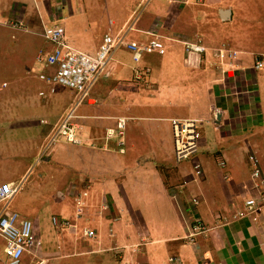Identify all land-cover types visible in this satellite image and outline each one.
<instances>
[{"label":"crops","instance_id":"1","mask_svg":"<svg viewBox=\"0 0 264 264\" xmlns=\"http://www.w3.org/2000/svg\"><path fill=\"white\" fill-rule=\"evenodd\" d=\"M54 1H40V22L44 27L59 22L67 42L76 50L94 54L105 34L124 33L128 42L146 43L152 38L147 34L151 31L163 42L165 53L144 54L136 63L126 48L114 52L90 88L92 103L84 101L78 105L75 123L79 144L59 141L61 144L46 148L48 136L78 98L77 91L61 89V94L54 98L55 86L53 93L51 85L36 74L39 83L35 81L34 91L29 88L24 93L29 101L26 113L19 111L18 106H8L6 100L13 97L0 96L5 106L0 111V137L6 136L8 141L30 138L28 143L42 149L40 159L45 164H58L55 175H48L49 171L44 169L37 177L42 184L52 175L53 185H57L54 202L46 197L40 199L53 208L50 215L28 206L38 205L32 202L21 201L20 207L15 206L17 203L13 206L20 219L33 223L34 246L24 252L21 264H119L125 256V261L133 263L131 253L138 241L102 246L104 233L108 227L111 239L118 238V232H124L127 225L126 220L122 222L124 215H134L136 204L146 205L145 197L150 204V199L156 197L173 207L170 212L156 203L159 206L153 212L159 217L153 216L161 223L156 222L158 234L154 242L161 246L150 255L146 253L147 264H165L163 256L180 257L181 264H264V207L254 214L237 216L240 211L245 213V201L256 194L250 173L252 165L247 169L244 159L250 164V155L258 158L264 175V74L260 78L254 69L255 60H263L264 54L237 50L224 39L215 45L206 44L201 29L204 21L208 25L234 21V14L239 13L234 6H240L242 1L112 0L113 12L100 0ZM70 2L75 6L74 12L61 9L63 4L70 6ZM261 3L264 6L263 0ZM76 4L82 7L80 11ZM14 5L26 8L24 3ZM9 7V0H0V21L18 22L17 27L29 24L34 29L35 17H23V12ZM223 10L228 12L222 18ZM87 12L88 27L78 25ZM104 13L107 25L103 30ZM210 31L219 35L216 30ZM185 41L199 42L208 51L199 60L188 63ZM52 47L39 50L50 51ZM221 48L236 54L219 58L213 50ZM33 69L37 70L35 63ZM38 111L39 120L34 122L31 119L38 117ZM119 117L127 118L124 135L106 139V130ZM173 117L204 122L202 134L208 136H203L194 158L203 171L199 177L191 170L193 161L180 164L174 159L169 122ZM120 141L123 153L119 152ZM19 179L14 175L0 180V185ZM194 198L197 204H193ZM147 216L146 212L144 224L152 232L154 219ZM52 217L69 225L59 228ZM195 219L204 222L208 230L196 236L203 240L204 247L199 239L195 244L180 242L185 241L188 222ZM83 227L92 230L94 236L80 235ZM177 234L180 236L176 237ZM1 238L0 264H7L6 241ZM150 242L141 241L137 252L145 250V244ZM184 244L190 245L193 256ZM93 255L98 262H91Z\"/></svg>","mask_w":264,"mask_h":264},{"label":"rangeland","instance_id":"2","mask_svg":"<svg viewBox=\"0 0 264 264\" xmlns=\"http://www.w3.org/2000/svg\"><path fill=\"white\" fill-rule=\"evenodd\" d=\"M9 1L11 2V7L9 8L14 9V11L16 12L17 11L23 12V17H26V18L28 17L32 19L35 17L37 19L35 20L36 25L33 26L34 29H32V27L29 24L23 25L22 27L19 25L17 27V25H11V23H9L10 21H6V22L0 21V96H3L5 98L13 97V99L6 100V103L8 104V106L9 107L18 106L17 109H19V111H21L22 113H26L27 105H28L27 102L29 101L27 100V96L24 95V93L29 88L32 91H34V87L36 86L35 81L39 83V80L36 77H34L37 74V70L33 69L35 55L39 51L40 47L48 48L51 46V44L42 36V33L44 31V25L42 22H40L41 19L39 18V15H38L39 14V3L42 0H9ZM52 1H53L52 3L55 2L54 0ZM100 1H102V4L104 6H108L107 9H109V12L110 11L113 12L112 0H100ZM238 1H242V4L240 6H236V5L234 6V10L237 7L239 10V13L234 14V17L236 19L232 22H228V24H224L221 21H218L219 23H213V24L208 25V22L204 21V26L201 29L202 31H204L205 35H203V39L202 38L201 39L203 40L204 43L208 44L209 42L212 45H215L218 42H222V40L224 39L225 41H229L230 44L237 50L243 51L245 49V50L256 52L259 54H264V6L261 3V0H237V2ZM17 2L24 3L26 7L24 8L25 10L23 9V7L21 8L19 6L18 7L15 6L14 4ZM71 2H74V0H71ZM71 2H70V6L68 7L65 4H63L61 9L66 8L67 11L74 12L75 6L73 5V3L71 5ZM189 7L194 8V6H189ZM76 9L80 11L82 7L79 4H76ZM88 14L89 12H87L84 15V19L82 20V22L80 21L78 25L88 27V23H89ZM102 22H104L102 25L104 26L103 28L104 30L107 25L106 13H104ZM13 24H19V23L15 22ZM56 24L60 25L59 22H57ZM210 30L218 31L219 35L213 34L212 31ZM231 33L233 35H231ZM256 71H257L256 75H259V77L261 78V75L264 74V68L256 70ZM55 88H56V92L54 93L55 95L54 98L58 97L59 94H61V91H60L61 89L62 90H65V88L72 89V88L62 86V85H56ZM91 90H90V96H91ZM34 99L36 98L34 97L33 100ZM1 101H2V97H0V111L2 112V108L5 109V106L4 104L1 103ZM39 114L40 113L38 111V113L35 114L38 117H32L31 120L34 122H38L39 117H40ZM23 119L24 118H22V120ZM196 120H197L198 132H199L198 142L200 146L203 140V136L207 138L208 133L202 134L203 129L205 127L204 122L202 123L201 120H198V119ZM17 121H19V118H17ZM13 122L16 123L14 118H13ZM29 140L30 138L29 139L22 138L18 141L13 140V139L11 141H8L6 140V136L0 137V180L16 175V176H19L20 179L17 182L20 183L21 185L19 192L15 195V197L9 203L7 211H13V206L15 205V203H17L15 206L20 207V205L18 204L21 201H25V203L32 202L33 204H38V205H28V206H31V207L33 206L40 213H43V214L47 213V215H50V211L53 208H51V206L48 205L46 202L41 203L40 199L41 197H46L48 201L54 202L53 195L57 188V185H53L52 175L50 178H47L42 184L38 182L37 177L39 176L40 171L44 169L46 171H49L48 175H50L51 172L53 175H55L54 170H57L58 164H55L54 161L51 162L50 164L51 166H49L48 164H45V162L40 159L41 151L39 150H42V149H39V147L37 148L33 147L34 143H28ZM55 144L58 145V144H61V142L60 143L57 142ZM63 144L65 143L63 142ZM192 160L193 159L186 160V161H183L182 163L190 164ZM244 162L246 163L247 169L249 168L250 165H252L251 161H250V164H248L249 161L247 158L244 159ZM191 170L192 172H194L193 166H191ZM17 198H19L18 202H17ZM144 199H145L144 203L146 205L136 204V206L134 207V210H135L134 215L132 216L128 215L126 212V215H124L125 219L122 222L126 220L125 224L127 225L123 227L125 228L124 232L122 231L118 232V238H115V239L112 238L113 240L111 239L108 233V227L106 228L107 232L105 231L104 233L106 234V238H105L104 245L102 246H108V247L116 246V245L124 246L125 244H131L132 242H136V241H138L139 244H141V241L143 242L153 241V242H150L149 244L146 243L145 250L142 251L140 249L139 252H137L136 247L140 245L139 244L135 245L134 247L135 249L131 253V257L133 261L132 264H147L146 255L152 254V252L155 250L154 248L158 250V248L161 246V244H155L154 242L156 235L158 234L157 233L158 227H157L156 222H160L159 219H157L159 216L156 214V212L155 213L153 212V210L157 208V206H159V204H156L157 201L158 203H161L164 207H166L170 212H172L173 210L172 209L173 207L171 205L162 201L163 199L156 200V197H153L150 199L151 204L148 202V199H146V197ZM173 201L176 202L174 198H173ZM146 212L148 214L147 217H149L150 220L154 219L153 214L157 217L154 219V222H153L154 225L152 227L153 229L152 232L148 231V229L146 228L144 224V222L146 223V219H144L145 218L144 214ZM173 220L174 219H171V221ZM148 222L149 221H147V224ZM105 225L107 226V224ZM150 225L151 224L149 223L148 226ZM47 226L50 227L51 223L48 224ZM86 227H83L80 230V235H82L83 237L86 236L84 232V228ZM174 228H177V227L175 226ZM184 232H186V234L184 233L185 235L183 237L185 241H180V242H183L186 244L194 242L195 244L196 240L199 239L196 237L199 234H196L192 240L188 241L187 233L189 234L193 232L191 222H188V225L184 229ZM207 232L208 230L206 231V233ZM136 234L137 236H134ZM177 236H180V234H177L176 237ZM1 240L2 238L0 237V245L2 243ZM199 240L202 243V246L204 247L203 240L201 239ZM184 246L185 248L188 249L187 251L189 252L190 256H193V254H191L192 251L190 249V245L184 244ZM96 247L99 248L100 246L97 245ZM172 251L178 252V249H173ZM108 255L111 258L110 251ZM96 258L98 257L96 255H93V257L91 258V262H94V261L98 262ZM148 258L150 259L153 257L148 256ZM162 258H165V260H167L165 264H172V263H169L171 261L170 256L169 257L163 256ZM126 259L128 258L125 256L122 261H119L120 262L119 264H123V262ZM181 260L182 259L179 257L178 262L180 264H181ZM192 263L194 264V262Z\"/></svg>","mask_w":264,"mask_h":264},{"label":"built area","instance_id":"3","mask_svg":"<svg viewBox=\"0 0 264 264\" xmlns=\"http://www.w3.org/2000/svg\"><path fill=\"white\" fill-rule=\"evenodd\" d=\"M185 0L184 2H187ZM202 2V0H194ZM16 25V24H11ZM158 25H154L156 28ZM152 38L146 43L128 42L124 33L117 35L105 34L98 50L94 54L85 53L76 50L66 40L65 30L60 25H51L44 27L42 36L53 46L50 51L39 50L35 56L34 63L37 67L38 78L51 85V91L54 93L56 85H62L72 88L79 93L74 104L67 111L63 119L56 125L55 129L48 136L47 147L63 141L68 144H79L81 139L78 137V126L75 120L78 118L76 111L78 105L84 101L92 103L89 94L91 86L95 83L99 75L103 73L111 60L114 52L124 47L132 54L134 62H139L144 54H164L165 46L154 32H147ZM184 51L188 63L199 60L202 54H205L207 48L202 44L194 41L184 42ZM236 52L228 49H218L214 55L219 58L235 56ZM231 65V64H229ZM264 68V59H256L254 69ZM43 93H41L42 95ZM173 138V155L177 163L193 159V169L196 176L202 175V168L199 163L195 162V156L199 151V132L197 120L191 117H173L169 119ZM42 123H46L42 120ZM127 118L119 117L113 127L106 130V139L115 136H123L126 127ZM119 152L123 153L121 147L123 142L120 141ZM252 163L251 179L256 191L255 196L249 197L244 203L245 213H237L238 217H244L248 214H254L264 207V177L257 159L249 156ZM224 162L220 166L224 167ZM20 183H4L0 185V236L6 241L5 255L7 264H21L22 255L34 246L33 223L29 219H20L15 211H7L8 205L20 190ZM197 204V199L192 200ZM52 222L59 228L69 225L67 221H60L58 217H52ZM192 224L193 232L188 234V240H192L196 234L205 233L207 227L199 220L195 219ZM88 237H93L94 232L84 228ZM120 252V251H118ZM170 263L179 264L176 257L170 258ZM123 264H130L124 262Z\"/></svg>","mask_w":264,"mask_h":264},{"label":"clouds","instance_id":"4","mask_svg":"<svg viewBox=\"0 0 264 264\" xmlns=\"http://www.w3.org/2000/svg\"><path fill=\"white\" fill-rule=\"evenodd\" d=\"M11 24H12V23H11ZM198 43H199V42H198ZM200 44H201V43H200ZM202 45H203V44H202ZM203 46H204V45H203ZM206 48H207V47H206ZM217 50H218V49H217ZM207 51H208V50H207ZM207 51H206V53H207ZM214 51H215V50H213V53H214ZM184 52H185V51H184ZM206 53H205V54H206ZM202 55H203V54H202ZM185 57H186V56H185ZM200 57H201V56H200ZM193 221H194V220H193ZM193 221H192V223H193ZM203 223H204V222H203ZM204 224H205V223H204ZM205 226H206V225H205ZM187 235H188V233H187ZM188 241H189V240H188ZM177 259H178V258H177ZM122 260H123V258L121 257L119 261H122ZM124 262H126V261H124ZM124 262H123V263H124ZM127 262H128V261H127ZM129 263L132 264L131 262H129ZM179 264H180V263H179Z\"/></svg>","mask_w":264,"mask_h":264},{"label":"water","instance_id":"5","mask_svg":"<svg viewBox=\"0 0 264 264\" xmlns=\"http://www.w3.org/2000/svg\"><path fill=\"white\" fill-rule=\"evenodd\" d=\"M228 12V10H223L222 13V18L225 17V15H227L226 13Z\"/></svg>","mask_w":264,"mask_h":264}]
</instances>
